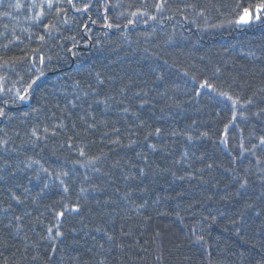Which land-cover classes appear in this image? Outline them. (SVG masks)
Wrapping results in <instances>:
<instances>
[{
	"label": "trees",
	"instance_id": "1",
	"mask_svg": "<svg viewBox=\"0 0 264 264\" xmlns=\"http://www.w3.org/2000/svg\"><path fill=\"white\" fill-rule=\"evenodd\" d=\"M73 2L0 0V264H264V0Z\"/></svg>",
	"mask_w": 264,
	"mask_h": 264
},
{
	"label": "snow or ice",
	"instance_id": "2",
	"mask_svg": "<svg viewBox=\"0 0 264 264\" xmlns=\"http://www.w3.org/2000/svg\"><path fill=\"white\" fill-rule=\"evenodd\" d=\"M68 4L71 5L73 8H75L76 11H78V12H81V11H87L88 8H89V4H87V3L84 4L82 8H77L76 5H75V3L73 2V0H68ZM48 6L51 7L52 5L49 4ZM156 7H157V9H160V8L163 7V5H162V4H157ZM254 7H256L259 11L264 12V3H260L259 5H256V6H254ZM57 11H58V13H59V12H61V11H64V9H58ZM43 15H44V13H43V11L41 10V12H39V13L37 14V16H36L34 19L38 21ZM132 15L135 16L136 13H133ZM152 18L154 19L155 17H152ZM252 19H257V20H259V19H261V16H260V15L250 16V15H249V12H248V9L245 8L244 11H243V14H241V15L239 16V19L236 21V23H237V24H248V23L251 22ZM93 23H94V21H93ZM129 23H133V21H129ZM107 26H108L109 28L113 27L112 24H108ZM44 27H45V29H46L47 31H49V33H50L51 30H52V28H54L55 26H54V25H44ZM39 39H40L41 41H43V40H44V36H40ZM74 47H75V45H74ZM36 51H38V49H37ZM69 51H71V49H69ZM49 59H50V58H49ZM40 62H41V64H43V62H44V58H43L42 56L40 57ZM43 75H44V72H43V71H40V72H39V76H37L36 79L38 80L39 77H40V76H43ZM193 79H195V77H193ZM35 83H36V80H33V81H32V84H35ZM32 84H29V85H28L29 89L32 87ZM200 87H202V88H203V87L212 88L213 86H212L211 84H209L207 81H205L203 84L200 85ZM17 95H18V98H19L20 100L27 99V96H26V95H19V93H17ZM219 95H221V96H225V97H227L229 100H232V97L229 96L228 93H226V92H221V93H219ZM232 102H233V105L236 104V101H235V100H233ZM248 103H252V101L249 100ZM262 111H264V110H262ZM0 115H3V111H2V110H0ZM257 115H259V113H257ZM233 118H235V117H233ZM226 128H227V126H226ZM156 133L159 134V133H160V129H156ZM33 135H35V131L33 132ZM5 143H6V141H5ZM224 143H227V140H226V139L224 140ZM259 146H264V136H261V137L259 138V144H258V145H257V144H253L251 149L244 148L243 142H241V145H240V147H241V149H242L241 154L243 155V153H245V152H253V154H255L253 150L256 149V148L259 147ZM81 155H83V152H81ZM208 167H211V165H208ZM247 183H248V181H247V180H244L243 184H241V187H244ZM65 190H66V189H65ZM14 198H15V197H14ZM65 207H67V206H65ZM78 208H79V205H73L72 208H71L70 210H71V211H78ZM63 215H64V212H63V211L57 213V217H63ZM52 231H53L52 228H49V229H48V232H49V233H52ZM61 235H62V233H61L60 231L57 230V231L55 232V236H56V237L61 236ZM53 238H54V237H53ZM202 239H203V237H199V238H198V240H202Z\"/></svg>",
	"mask_w": 264,
	"mask_h": 264
},
{
	"label": "rangeland",
	"instance_id": "3",
	"mask_svg": "<svg viewBox=\"0 0 264 264\" xmlns=\"http://www.w3.org/2000/svg\"><path fill=\"white\" fill-rule=\"evenodd\" d=\"M248 12H249V15L250 16H255V15H260L261 16V11H259L256 7L255 8H253V9H248ZM238 19H239V17H238ZM237 19V20H238ZM256 21H258L257 19H252L251 20V22L250 23H254V22H256ZM250 23H248V24H250ZM239 25H247V24H239Z\"/></svg>",
	"mask_w": 264,
	"mask_h": 264
}]
</instances>
